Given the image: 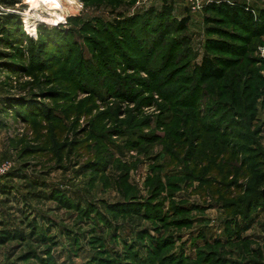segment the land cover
<instances>
[{"label": "rangeland", "instance_id": "1", "mask_svg": "<svg viewBox=\"0 0 264 264\" xmlns=\"http://www.w3.org/2000/svg\"><path fill=\"white\" fill-rule=\"evenodd\" d=\"M6 1L0 230L25 235L0 264H264V23L188 0L168 18L162 0ZM203 55L223 77L198 78Z\"/></svg>", "mask_w": 264, "mask_h": 264}, {"label": "trees", "instance_id": "2", "mask_svg": "<svg viewBox=\"0 0 264 264\" xmlns=\"http://www.w3.org/2000/svg\"><path fill=\"white\" fill-rule=\"evenodd\" d=\"M0 1H2L3 3L8 2L6 0H0ZM172 8H173L172 0H162L161 7L156 9L154 12H151V15L155 14L156 17L168 18L172 13ZM203 9L207 12L212 11L216 15H218L219 16L218 22H221V20H226L236 26H240L244 28L246 31L251 30L254 25L258 26V24L264 23V10L255 13V11L248 5L237 1L229 2L226 0H218L206 4ZM12 20L13 19L11 16H3V15L0 16V29H3L5 27V24H8ZM188 20H189L188 16L181 18L180 20L177 21V26L179 28H184ZM118 25H120L119 22ZM211 28L214 29L213 32L215 33L219 31H223V29H218L216 27H211ZM215 42L216 45H218V42L216 40L209 39L206 44V48L214 49L213 46ZM219 48L221 47H217L216 49ZM223 72L224 71L220 67V63L217 61V59L214 57H210L208 55L202 56L200 63L196 65V69H195V74L198 76L200 80L221 78L224 75ZM234 94L235 92L230 93L231 96H234ZM232 99L233 98H231V102L235 104L232 101ZM240 230L241 228L239 227V224L235 223V229L233 233L238 235ZM24 235L25 234L22 231H15V230L11 231L10 229H3L0 230V242L4 240H9L11 238H23Z\"/></svg>", "mask_w": 264, "mask_h": 264}, {"label": "bare ground", "instance_id": "3", "mask_svg": "<svg viewBox=\"0 0 264 264\" xmlns=\"http://www.w3.org/2000/svg\"><path fill=\"white\" fill-rule=\"evenodd\" d=\"M28 2H30L31 3V7L35 8V9L38 6H41L42 8L43 7H47V9L50 10V14L49 15H51V16L52 15L58 16L57 14H52L51 10L53 11V10L62 8L61 0H28ZM36 11H37V9H36ZM45 20L54 21L53 18H46ZM26 23H27V25H30L28 20H26Z\"/></svg>", "mask_w": 264, "mask_h": 264}, {"label": "built area", "instance_id": "4", "mask_svg": "<svg viewBox=\"0 0 264 264\" xmlns=\"http://www.w3.org/2000/svg\"><path fill=\"white\" fill-rule=\"evenodd\" d=\"M189 1V7L192 11L200 10L203 7V4H207L209 2H206L204 0H188ZM205 2V3H203ZM3 11L2 7L0 6V13Z\"/></svg>", "mask_w": 264, "mask_h": 264}]
</instances>
